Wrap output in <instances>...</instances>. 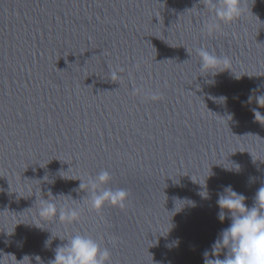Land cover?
Listing matches in <instances>:
<instances>
[{
  "label": "water",
  "instance_id": "obj_1",
  "mask_svg": "<svg viewBox=\"0 0 264 264\" xmlns=\"http://www.w3.org/2000/svg\"><path fill=\"white\" fill-rule=\"evenodd\" d=\"M203 4L0 0V253L17 259L5 264H48L57 236L78 232L103 241L112 264H203L230 224L218 193L231 185L253 204L264 125L251 109L264 108L247 100L264 94V0H243L244 15L211 36ZM199 47L230 69L201 76ZM101 170L106 187L128 190L123 209L97 213L73 191ZM38 189L71 195L57 200L80 219L33 225Z\"/></svg>",
  "mask_w": 264,
  "mask_h": 264
},
{
  "label": "clouds",
  "instance_id": "obj_2",
  "mask_svg": "<svg viewBox=\"0 0 264 264\" xmlns=\"http://www.w3.org/2000/svg\"><path fill=\"white\" fill-rule=\"evenodd\" d=\"M203 5L213 13L203 27V30L210 36L218 33L222 24L239 20L245 12L243 0H204ZM186 51L190 57L191 52L187 49ZM195 52L200 58V70L204 73L201 76L208 74L215 76L219 72L230 69L228 67L230 60L227 56H219L215 51H209L205 47L196 48ZM221 65L224 67L221 68ZM252 91L255 93L256 90ZM151 98L155 99L156 97L153 95ZM225 100L226 97H224ZM252 102H255L259 108H264V94L250 95L247 103ZM251 111L254 121L264 125V113L258 108H252ZM228 116L232 119V114ZM225 170L231 171L232 168H225ZM236 170L239 171V165ZM75 179H79L81 183L73 191L82 190L87 193L86 203L90 210L99 213L106 204L121 209L126 206L130 195L128 190L106 187L112 179L109 171L101 170L95 177H89L87 180L84 178ZM253 180L254 178H249V182H253ZM33 194L36 198L34 204L38 223L32 224L36 227L45 229L42 225L54 220L71 224L80 219L82 209L79 206H74L67 201L60 203L57 200V197L71 195L58 194L54 196L49 190L45 199L41 189L33 191ZM200 195L205 199L210 198L207 187L206 191L204 188ZM246 200L247 197L235 191L231 185L224 186L223 190L218 193L217 218L221 222L227 218L230 220V224L218 233L211 245V255L207 249L203 252V264H264V185L256 191L251 206L246 204ZM57 237L65 242L57 246L54 259H50L48 264H112L110 249L107 246L101 247L103 241L97 240L91 235L78 232ZM176 243L178 244V241ZM49 244V240H46L45 247L47 248ZM222 250H224V256L220 258L219 254ZM5 255L11 256L17 261L12 253H0V264H5ZM37 258L41 260L38 255L35 259L37 260Z\"/></svg>",
  "mask_w": 264,
  "mask_h": 264
}]
</instances>
